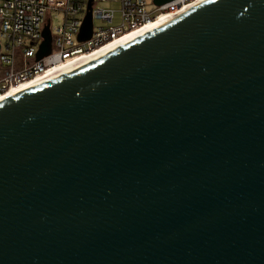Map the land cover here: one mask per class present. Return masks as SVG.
<instances>
[{"label":"water","instance_id":"95a60500","mask_svg":"<svg viewBox=\"0 0 264 264\" xmlns=\"http://www.w3.org/2000/svg\"><path fill=\"white\" fill-rule=\"evenodd\" d=\"M0 264H264V0L0 103Z\"/></svg>","mask_w":264,"mask_h":264},{"label":"built area","instance_id":"2783aa9c","mask_svg":"<svg viewBox=\"0 0 264 264\" xmlns=\"http://www.w3.org/2000/svg\"><path fill=\"white\" fill-rule=\"evenodd\" d=\"M150 1L0 0V95L55 67L65 66L76 57L87 56L150 22L176 16L197 0H173L148 12ZM89 3L91 36L78 41ZM52 12L61 13L63 19L51 29L52 20L47 14ZM45 25L51 33V51L37 61L35 56Z\"/></svg>","mask_w":264,"mask_h":264},{"label":"bare ground","instance_id":"6f19581e","mask_svg":"<svg viewBox=\"0 0 264 264\" xmlns=\"http://www.w3.org/2000/svg\"><path fill=\"white\" fill-rule=\"evenodd\" d=\"M207 1L209 0H197L195 3L187 6V8H185L182 13L176 16L170 18H160L153 23L150 22L144 25V28L132 32L129 35L120 37L119 39H115V41L109 42V44L101 47V49L91 54H87V56L76 57L71 62L67 63L65 66L55 67L53 68V70L45 73L43 76L36 77L35 79L29 80V82L21 83L20 85L11 87L9 90H7L6 92L0 95V103L11 100L18 95L27 93L29 92V90H32L34 88L43 86L45 83L51 82L53 80L58 79V77L69 74L73 70L84 67L91 62L97 61L101 59L103 56L114 53L116 52V50L126 47L131 43H134V41L143 38L145 35L150 34L156 30H159V28L164 27L165 25L172 22L174 19L182 16L184 13H187L189 10Z\"/></svg>","mask_w":264,"mask_h":264},{"label":"rangeland","instance_id":"374dc122","mask_svg":"<svg viewBox=\"0 0 264 264\" xmlns=\"http://www.w3.org/2000/svg\"><path fill=\"white\" fill-rule=\"evenodd\" d=\"M154 10V5L152 4V2L150 1L148 6H147V11L148 12H152ZM47 15H49V17L51 18V26L50 28H56L57 25H59L63 19V15H61V13H48Z\"/></svg>","mask_w":264,"mask_h":264}]
</instances>
